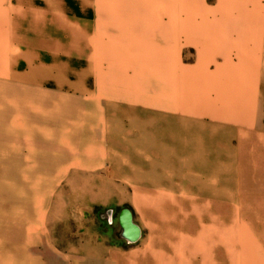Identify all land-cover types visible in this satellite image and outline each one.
<instances>
[{"label": "crops", "instance_id": "0c3cea01", "mask_svg": "<svg viewBox=\"0 0 264 264\" xmlns=\"http://www.w3.org/2000/svg\"><path fill=\"white\" fill-rule=\"evenodd\" d=\"M56 93L94 100L84 112L102 114L103 137L141 136L146 162L168 159L181 138L170 128L263 137L264 0H0V177L8 159L20 178L37 171L39 122L19 115ZM8 181L3 192L23 191ZM37 209L0 218V264H83L54 247ZM119 253L82 255L118 264Z\"/></svg>", "mask_w": 264, "mask_h": 264}, {"label": "rangeland", "instance_id": "374dc122", "mask_svg": "<svg viewBox=\"0 0 264 264\" xmlns=\"http://www.w3.org/2000/svg\"><path fill=\"white\" fill-rule=\"evenodd\" d=\"M94 104L56 93L19 115L39 122L38 166L20 178V163L5 160L0 218L37 205L54 247L69 245L83 264H103L82 254L104 245L120 250L118 264H264V136L202 123L170 128L168 136L181 138L166 146L168 159L146 162L141 136L130 145L103 137L102 114L84 112ZM4 179L23 191L3 192ZM123 206L142 229L134 243L118 236Z\"/></svg>", "mask_w": 264, "mask_h": 264}, {"label": "water", "instance_id": "95a60500", "mask_svg": "<svg viewBox=\"0 0 264 264\" xmlns=\"http://www.w3.org/2000/svg\"><path fill=\"white\" fill-rule=\"evenodd\" d=\"M108 220L111 221V209L106 210ZM119 224L118 236L128 243L136 242L142 234L140 225L134 220L133 212L128 206H123L117 214Z\"/></svg>", "mask_w": 264, "mask_h": 264}, {"label": "flooded vegetation", "instance_id": "af4514ba", "mask_svg": "<svg viewBox=\"0 0 264 264\" xmlns=\"http://www.w3.org/2000/svg\"><path fill=\"white\" fill-rule=\"evenodd\" d=\"M113 217H114V213H113Z\"/></svg>", "mask_w": 264, "mask_h": 264}]
</instances>
